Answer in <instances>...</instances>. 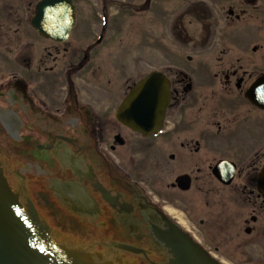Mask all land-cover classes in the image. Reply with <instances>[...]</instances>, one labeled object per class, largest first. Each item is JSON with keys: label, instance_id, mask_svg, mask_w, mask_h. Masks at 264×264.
<instances>
[{"label": "flooded vegetation", "instance_id": "1", "mask_svg": "<svg viewBox=\"0 0 264 264\" xmlns=\"http://www.w3.org/2000/svg\"><path fill=\"white\" fill-rule=\"evenodd\" d=\"M40 1L0 0V157L11 188L45 214L56 207L48 188L87 251L127 264H167L160 238L173 226L214 258L228 240L234 255L264 264V0H71L67 37L46 15L33 26ZM148 43L165 53L143 73L127 51ZM150 73L170 97L160 131L144 136L118 110Z\"/></svg>", "mask_w": 264, "mask_h": 264}, {"label": "water", "instance_id": "2", "mask_svg": "<svg viewBox=\"0 0 264 264\" xmlns=\"http://www.w3.org/2000/svg\"><path fill=\"white\" fill-rule=\"evenodd\" d=\"M45 10L48 16L56 17L62 33L69 31L73 23L70 0H42L33 22L38 30L39 15L45 14ZM168 101L167 80L152 73L131 89L120 107L119 120L135 132L152 134L161 126ZM217 177L221 180L218 174ZM257 181L259 193L264 198V169ZM5 184L0 169V264H110L102 262L101 257L76 255L55 245L35 212L30 211L32 216L23 212L16 196ZM169 229L170 232L160 238L168 249L169 264H218L177 229Z\"/></svg>", "mask_w": 264, "mask_h": 264}, {"label": "rangeland", "instance_id": "3", "mask_svg": "<svg viewBox=\"0 0 264 264\" xmlns=\"http://www.w3.org/2000/svg\"><path fill=\"white\" fill-rule=\"evenodd\" d=\"M141 46L142 47H140V48L139 47H131V49H129V51H127V56H129V54L137 55V56L139 55L141 58V70L144 73V72L149 71L153 68V61H154L156 55H157V60H160L159 62L161 63L162 59L160 58V56H161L160 54L165 53V52H163V50L165 51V49L163 47H159V50L157 51L149 43L147 45L143 44ZM128 52H129V54H128ZM132 55H130L129 57H133ZM129 57H128V59H129ZM128 76H130V75H128ZM130 77L131 78H128L129 85L138 80V78L133 77V75H131ZM1 163L5 168L9 167L8 161L3 156L0 157V164ZM21 187H23V186H21ZM21 187L13 186V190H15L14 192H18L20 194L21 199H22L25 195V192H24L25 190L23 191ZM42 193H44V192L42 191ZM46 194L51 195L50 200H53V201L55 200V202H53V204H55L56 207H55L53 213L57 215V216L51 218L48 215L49 212H47V214L44 213L45 211L40 212L41 215L43 214L47 218L46 221H49V224L51 225V227L53 229L52 232H50L49 234L52 236V238L56 242H59V243L64 244L66 246L76 245L77 240H75L76 239L75 234L77 232H74V230L76 228L75 227L76 223H75V219L72 216V213L70 210L71 208H69L68 206L63 204L64 202H61L59 200V198L56 197L55 194H52V192H50V190L48 188L46 189ZM194 224H196V222ZM55 225L59 229H62L63 235L60 236L58 234V231H56V229H54ZM199 240L201 241V238ZM222 246L226 247L227 249L225 251L220 250L218 255L217 256L215 255V257L217 259L221 260V262H225L226 264H248L247 253L242 254V255L241 254L234 255L229 249L231 247V242L229 243L228 240H224V243Z\"/></svg>", "mask_w": 264, "mask_h": 264}, {"label": "bare ground", "instance_id": "4", "mask_svg": "<svg viewBox=\"0 0 264 264\" xmlns=\"http://www.w3.org/2000/svg\"><path fill=\"white\" fill-rule=\"evenodd\" d=\"M97 257H99V256H97Z\"/></svg>", "mask_w": 264, "mask_h": 264}]
</instances>
